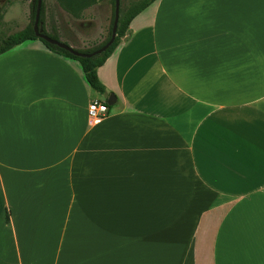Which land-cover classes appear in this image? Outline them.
I'll list each match as a JSON object with an SVG mask.
<instances>
[{
  "label": "crops",
  "instance_id": "0c3cea01",
  "mask_svg": "<svg viewBox=\"0 0 264 264\" xmlns=\"http://www.w3.org/2000/svg\"><path fill=\"white\" fill-rule=\"evenodd\" d=\"M90 1L40 25L95 46ZM33 4L0 0V38ZM97 74L39 39L0 54V264H264V0H156Z\"/></svg>",
  "mask_w": 264,
  "mask_h": 264
},
{
  "label": "trees",
  "instance_id": "16d2710c",
  "mask_svg": "<svg viewBox=\"0 0 264 264\" xmlns=\"http://www.w3.org/2000/svg\"><path fill=\"white\" fill-rule=\"evenodd\" d=\"M59 1L63 5L65 4V7H66V4L70 5L72 7L71 10L74 12L75 8H73V7H74L75 3H78L79 0H59ZM94 1L95 0H91L90 2H94ZM107 1L109 4V7H110L111 16H110V23L108 26L107 34H106L104 40L102 42H100L99 44L92 46L90 48H86V49L73 48L77 52H92L96 48H99L100 46H102L109 39L110 34H111L113 19H114V1L115 0H107ZM155 1L156 0H136L132 3H130L128 6L124 7L123 1L120 0L119 19H118L116 37L114 39V42L102 53L87 57V56L75 55L72 52H70L64 48H61L58 45L49 43V42L45 41L44 39L39 38L35 35L34 30H33V22H34L37 0H34V4H33L31 11H30L29 23L27 24V26L19 32H16V33L7 35L3 38H0V54L6 52L7 50L11 49L12 47H14L16 45H19L20 43L24 42L25 40L39 39L52 52L61 55L63 58H65L67 60L75 62L78 65L85 82L93 90L97 91L98 93H105L106 87L97 74L98 67H100L105 62L107 57L113 52V50L119 44L121 37L124 36L126 31H127V28H128L130 21L138 13H140L141 11L146 9L148 6H150ZM42 19H43V4H41L39 24H41ZM41 32L47 34L51 38L60 40L57 35L47 32L44 29V27H42V26H41ZM64 43H66V42H64ZM66 44H68V43H66Z\"/></svg>",
  "mask_w": 264,
  "mask_h": 264
},
{
  "label": "water",
  "instance_id": "95a60500",
  "mask_svg": "<svg viewBox=\"0 0 264 264\" xmlns=\"http://www.w3.org/2000/svg\"><path fill=\"white\" fill-rule=\"evenodd\" d=\"M41 4H42V0H37L34 22H33V30H34V33L37 37L42 38L49 43L58 45L59 47L64 48V49L72 52L75 55L87 56V57L102 53L114 42V39L116 37L118 19H119L120 0L114 1V19H113V24H112L111 34H110L109 39L102 46H100L99 48H96L92 52H77L69 44H66L63 41H60L58 39L51 38L47 34L41 32V26L39 24ZM115 101H116L115 94L113 92H110L107 96L106 103L108 105H112L115 103Z\"/></svg>",
  "mask_w": 264,
  "mask_h": 264
},
{
  "label": "built area",
  "instance_id": "2783aa9c",
  "mask_svg": "<svg viewBox=\"0 0 264 264\" xmlns=\"http://www.w3.org/2000/svg\"><path fill=\"white\" fill-rule=\"evenodd\" d=\"M109 112L108 104L105 101L99 99H93L87 106V115L89 119L95 122H99Z\"/></svg>",
  "mask_w": 264,
  "mask_h": 264
},
{
  "label": "rangeland",
  "instance_id": "374dc122",
  "mask_svg": "<svg viewBox=\"0 0 264 264\" xmlns=\"http://www.w3.org/2000/svg\"><path fill=\"white\" fill-rule=\"evenodd\" d=\"M123 1V4H124V7L125 6H128L130 3H132V2H134V1H136V0H122ZM110 16H111V11H110ZM19 17H20V21H22L21 20V16L20 15H18V20H17V22H19ZM15 25H17V24H13V25H10L9 27L10 28H13V27H15ZM12 26V27H11ZM3 38V37H2Z\"/></svg>",
  "mask_w": 264,
  "mask_h": 264
}]
</instances>
